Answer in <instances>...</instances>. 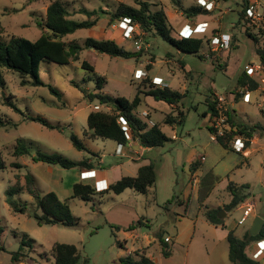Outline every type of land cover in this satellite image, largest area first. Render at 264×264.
I'll return each mask as SVG.
<instances>
[{
  "label": "rangeland",
  "instance_id": "rangeland-1",
  "mask_svg": "<svg viewBox=\"0 0 264 264\" xmlns=\"http://www.w3.org/2000/svg\"><path fill=\"white\" fill-rule=\"evenodd\" d=\"M54 1L63 2L77 21L87 19L77 13L81 7L90 10L102 7L106 11H114L122 3L136 7L134 0H0L4 39L8 41L12 36L32 41L38 39L43 34L38 22L45 18L47 8ZM144 1L153 3L156 10L165 11L175 37L188 20L201 22L196 30L197 25H189V28L193 30V36L204 39L200 52L203 59L199 58V54L177 51L161 37L143 33L129 21L110 24L108 18L103 16L95 27L78 30L69 35L67 41L83 45L89 37L111 39L126 50L140 51L139 57L112 58L95 50H84L80 59L70 65L46 61L42 63L40 76L48 86L39 87L22 86L19 74L4 68L7 87L0 88V113L11 120L12 125L0 126V154L7 167L0 172V247L4 248L0 250V264H14L12 254L21 246L23 234L34 242L32 247L26 248V257L16 264H51L49 252L55 243L75 245L81 254L80 264H84L85 260L86 264H119L120 258L135 251L147 254L156 264H232L228 257V241H220L221 236L217 235L221 232L216 231L206 219V208H211L212 203L219 205L223 200H228L220 180L230 177L237 184H249L251 200L256 202L258 212L264 213V181L260 177V173L264 172L260 164L262 154L254 153L249 157V166L235 168L241 157L210 140L207 125L211 119L202 116L206 110L205 99L211 90L224 96L229 90L227 102L235 111L236 124L264 127V113L257 106L261 98L259 93L250 92L245 97L237 98V93L243 89L237 83L238 77L249 66L259 63L256 44L246 35L245 28L257 33L262 29L259 26L261 21L257 25L250 19L249 22L239 23L242 0H204L209 3L207 7L200 0ZM177 1L180 2L178 5ZM179 5L183 8L199 5L202 12L188 18ZM219 34L235 36L238 49L224 50L213 46L210 42L213 36ZM83 61H88L97 75L106 77L104 93L133 100L137 91L141 90L144 93L141 95L143 102L137 113L143 120L142 111L147 112L154 123H160L169 113L174 112L177 116L178 111H185L182 125H162L163 132L173 141L164 147L150 149L145 158L141 155L138 160L118 153V146L112 140L90 142L84 132L88 115L95 107L84 98L81 88L87 92L93 91L96 76L82 68ZM157 78H162L163 83L158 85ZM149 80L185 94L181 105L173 108L146 96L145 92L150 89ZM49 85L59 94L51 92ZM8 101L14 103L23 114L10 107ZM100 108L108 111L106 107ZM28 115L41 116L59 125L61 130H50L29 121ZM147 123L152 125L149 121ZM71 133L102 158L97 170L109 172L110 182L116 181L119 176H136L140 166L154 162L157 171L154 187L147 195L126 190L119 195L110 193L102 200L96 197L89 203L79 199L70 200L72 214L80 219L78 227L38 225L31 216L35 204L28 194L18 195L16 199L27 201L31 204V210L26 214L15 213L6 202V190L16 183V175L22 176L23 183L24 175L33 174L42 193L55 192L61 200L71 197L73 185L78 182L77 169L33 162L32 157L37 152L59 153L75 161L87 156L98 160L87 152L75 149L69 138ZM257 135L264 142V132ZM19 140L31 145L30 154L20 159L13 156ZM202 156L206 166L213 168L212 175L220 179L207 200L191 175L194 173L192 165L199 159L190 162ZM18 162L24 168L12 167L13 163ZM116 166L120 168L113 170ZM87 181L96 182L95 179ZM169 201L172 204L168 206ZM242 215L243 209L240 207L231 211L226 217V228L237 235L249 231L255 221L254 215L240 223ZM139 221L143 225L138 226ZM131 225H136V229L127 230ZM159 234L163 240H169V257L162 253ZM260 263L264 264V257Z\"/></svg>",
  "mask_w": 264,
  "mask_h": 264
},
{
  "label": "trees",
  "instance_id": "trees-1",
  "mask_svg": "<svg viewBox=\"0 0 264 264\" xmlns=\"http://www.w3.org/2000/svg\"><path fill=\"white\" fill-rule=\"evenodd\" d=\"M135 6L127 4H119L114 11H106L102 7L99 9L90 10L86 7L78 9L77 13L87 17L86 20L77 21L72 17V12L61 1H54L47 8L44 19L38 22L43 30V34L35 41L12 36L8 41L3 37V26L0 22V88L7 87L3 71L4 68L14 71L19 74L20 83L22 86H48L44 83L40 76L42 63L48 61L59 65H70L80 59V54L84 50H95L100 54H106L112 58L131 59L140 56V51L134 52L126 50L111 39H95L89 37L81 45L76 41L68 42L67 37L74 34L78 30L91 29L97 25L103 16H106L110 24L119 21H129L130 24L138 26L139 29L146 34L152 36H159L164 41L169 43L177 51L183 54L198 55L203 59L201 50L203 48L204 39L190 36H181L178 33L177 37L173 35V29L168 21L167 15L163 9H154L155 5L144 0H134ZM180 3L177 1V5ZM251 0L241 1V11L239 12V23L249 22L247 10L250 7ZM180 9L188 18L196 17L202 12L201 6ZM246 27V35L256 44V56L258 64L264 66V29L258 30L257 33ZM210 42V41H209ZM237 39L232 35L231 45L229 50L237 48ZM238 49V48H237ZM82 68L95 74V88L91 92H87L81 88L84 98L93 105L99 106V110H91L87 118V128L85 129V136L90 140H112L119 145L126 146L130 140L138 142L143 148L154 149L164 147L167 143L173 141L164 132L162 125H182L185 121V111H178L177 116L174 112L169 113L164 117L160 123L149 125L145 120L139 117L137 110L141 106L143 99L141 90H138L134 99L129 100L122 96H113L104 93L102 90L106 84V77L99 76L95 68L88 62L81 63ZM150 83V89L145 92L146 96L152 97L157 102H163L170 107H179L185 94L173 90L169 86H158ZM239 87L244 88L249 86L253 90L257 87V81L247 73V70L242 72L237 79ZM51 92L59 94V92L49 85ZM226 95L230 94L227 90ZM215 92L210 91L205 99L206 110L202 114L204 118L218 114L216 110L217 100ZM241 94L237 93V98ZM8 105L17 112L23 114L22 111L14 104L8 101ZM100 106L108 108V111L101 110ZM229 107V105H228ZM230 107L226 111L227 121L231 126V131L227 133L224 138L219 139V143L226 149H229V141L235 135H243L246 138H252L255 132L262 135L264 127L261 125H249L246 123L236 124L234 115ZM208 118V119H209ZM27 119L32 122L41 124L50 130H61L59 125H55L41 116L28 115ZM124 122L126 124L124 125ZM12 125V121L5 119L0 113V126L6 127ZM128 131H125V128ZM211 132L212 127H207ZM128 135L130 137H128ZM70 141L75 149L84 151L93 157H97L95 153L91 152L85 143L74 133H71ZM30 146L22 141H18L15 145L13 156L20 159L23 156L30 154ZM91 156H87L80 161L70 160L59 153H43L37 152L32 157L35 163H44L51 166H60L63 169H79L91 170L99 167V161ZM203 164V161L194 162L192 171L198 170ZM15 169H22L24 165L21 163H13ZM7 169L5 161L0 154V172ZM20 175H16V183L6 190V202L10 208L17 214H26L31 210V204L27 201L16 199L18 195L28 194L33 199L35 209L31 211V216L36 220L37 224L43 225H59L68 228L78 227L80 219L72 214L69 201L72 199H79L83 202H93L94 199H104L110 193L116 195L122 194L126 190H132L137 194L147 195L154 187L157 180V171L154 162L144 165L139 168L136 176H124L120 180L112 183L106 190L98 191L95 182L81 181L73 185V194L70 198L61 200L55 192L42 193L38 187L36 177L27 173L23 176L24 182H21ZM213 177L207 174L203 178V197L206 198L209 189V179ZM206 185V186H205ZM208 186V187H207ZM227 189L231 195V201L224 207L208 210L206 212L207 220L216 226L223 223L224 219H220L218 214L220 211L231 212L238 208L242 203L250 198V185H237L229 181ZM172 201L168 202V206ZM169 208V207H168ZM186 211V210H185ZM138 226L143 225L142 222L137 223ZM136 229V225H131L127 230ZM21 246L18 251L12 254V262L14 264L21 262L25 257L26 248L32 247L33 239L29 238L27 234L22 235ZM158 240L161 243L162 253L165 257L171 254L169 240H163L162 235H158ZM264 240V224L256 236H251L247 231L242 237L235 235L233 230H229L227 241L229 243V260L232 264H260L259 261L251 258L247 252L248 246L253 242H260ZM0 250H4L0 247ZM50 258L51 264H80L81 254L75 245L55 243L51 248ZM87 260L84 261V264ZM119 264H156V262L142 251L131 252L125 257L119 259Z\"/></svg>",
  "mask_w": 264,
  "mask_h": 264
},
{
  "label": "crops",
  "instance_id": "crops-1",
  "mask_svg": "<svg viewBox=\"0 0 264 264\" xmlns=\"http://www.w3.org/2000/svg\"><path fill=\"white\" fill-rule=\"evenodd\" d=\"M199 23H201V22H199ZM198 22H196V21H192V20H188L187 21V23H185L183 26H182V28L181 29H183L184 28V26H191V27H193V26H196L197 24H199ZM180 29V30H181ZM180 30H179V32H180ZM183 31H185V30H183ZM162 79V78H161ZM163 103V102H162ZM157 107H160V108H162L161 106H157ZM141 115L145 118V120H146V122L147 121H149L152 125H153V121H152V119L149 117V115H148V113L147 112H141ZM150 118V119H149ZM206 118H209V117H206ZM149 119V120H148ZM164 119V118H163ZM162 119V120H163ZM161 120V121H162ZM208 120H210V118L208 119ZM209 123V125H207V127L209 126L210 127V122H208ZM209 130V129H208ZM210 130H209V137H210ZM257 132H255V134H254V136L252 137V141H251V143H248V151H249V153H250V155L248 156V157H244L242 154H240V153H236L233 149H232V147L231 146H229V149L230 150H232L235 154H237L238 156H240L241 157V161H240V163L238 164H235L236 166H235V168H239V167H242V166H249V162H248V159H249V157H251L254 153H261L262 154V156H263V159H262V161H261V166L263 167V169H264V142H261V140H260V138H258V136L259 135H257ZM174 137V139L176 138V136H173ZM254 137H256V138H254ZM260 137V136H259ZM90 140V139H89ZM94 141H96V140H90V142H94ZM116 143V142H115ZM218 144H220V143H218ZM116 145L118 146V148H119V146H121V145H119V144H117L116 143ZM221 145V144H220ZM222 146V145H221ZM149 150L150 149H147V148H143L138 142H136V141H134V140H130V142L126 145V146H123L122 145V147H121V152H119V150H118V152L120 153V154H122V155H125V156H130L133 160H138L140 157H141V155H143L142 157L143 158H145V156H146V154L149 152ZM201 158V160L203 161V164H202V166L198 169V170H196L193 174L191 173V175H192V178H193V180H194V184L198 187V190L199 191H201V190H203V187H204V181H203V178L204 177H206V175L207 174H211L212 175V172H213V168H211V167H207L206 166V160H205V158H204V156H202V157H200ZM200 158L198 157V158H195L193 161H191L190 162V164L192 163V162H194L195 160H197V159H199L200 160ZM102 163V158L99 156V164H101ZM100 166V165H99ZM142 166H144V165H142ZM142 166H140V167H142ZM120 168V166H116V167H114L113 168V170H118ZM98 168H96V169H91V170H86V169H83V170H79V169H77L78 171H79V174H78V176H79V178H78V182H81V181H87V180H90V179H95L96 180V182H95V185H96V188L98 189V191H103V190H106L107 188H108V186L110 185V184H112V183H115L116 181H118V180H120L122 177H124V176H119L117 179H116V181H114V182H110V180H109V172H106V173H101L100 171H98L97 170ZM50 171H51V169H50ZM138 171H139V168H138ZM138 173V172H137ZM213 176V175H212ZM260 177H261V181H264V172H261L260 173ZM220 180V179H219ZM219 180H218V177L216 178L215 177V175L213 176V177H211L210 179H209V187L207 188V189H209L208 190V192H207V196H206V198H204L205 200H207L208 198H210L211 197V195H212V192H213V190L216 188V185H217V183H219ZM229 181H232L231 180V178L230 177H227V178H224V179H221L220 180V184H223L222 185V189L224 188L225 190H226V193H227V195H228V200L227 201H222L221 203H219V205H218V203H217V205H214L213 203H212V207L211 208H206V212L208 211V210H212V209H217V208H220V207H224L226 204H228L230 201H231V195H230V193H229V191H228V189H227V186H228V183H229ZM233 182V181H232ZM235 183V182H234ZM237 184V183H236ZM237 185H243V184H237ZM206 186V185H205ZM250 190V189H249ZM205 203V202H204ZM245 203H252L253 205H254V211H253V213L250 215V216H252V215H254V218L256 219L257 217H261L263 220H264V213L263 214H260L259 212H258V207H257V204H256V202H254V201H252L251 200V196H250V198L249 199H247L244 203H242L239 207L240 208H242L243 209V206L245 205ZM244 210V209H243ZM222 211H224V210H222ZM222 211H220L219 212V214H221L222 213ZM225 212V211H224ZM230 212H225V216H224V218H222V219H224V221H223V223L221 224V225H219V226H216V225H213V224H211L208 220V222L211 224V225H213L214 226V228H215V230L217 231V230H219L221 233L220 234H218L217 235V237L219 236H221V239H220V241H224V240H226L227 241V235H228V232H229V230L226 228V217L228 216V214H229ZM207 219V218H206ZM264 224V223H263ZM262 227H263V225H262ZM262 229V228H261ZM246 233V231H243L241 234L242 235H237L236 233H235V235L236 236H238V237H242L244 234ZM260 242H263V247H264V240H262V241H260ZM258 243L259 242H253V243H251L249 246H248V249H247V252H248V254L250 255V257L251 258H253V259H255L256 261H259L260 262V260H261V258L262 257H264V251H263V253L258 257V258H254V254L259 250V247H258ZM228 246H229V243H228ZM228 254H229V248H228ZM261 264V263H260Z\"/></svg>",
  "mask_w": 264,
  "mask_h": 264
},
{
  "label": "built area",
  "instance_id": "built-area-1",
  "mask_svg": "<svg viewBox=\"0 0 264 264\" xmlns=\"http://www.w3.org/2000/svg\"><path fill=\"white\" fill-rule=\"evenodd\" d=\"M200 2H202L201 4L204 5L205 7H207L209 4L204 0H200ZM247 15L253 24L256 23L257 25V22L261 21L263 24H261L260 22L259 26L262 27V29H264V0H251L250 7L247 10ZM197 28L198 25L195 27V30ZM192 32L193 30H191L187 25L180 31V35L187 37L192 35ZM231 40L232 37L229 34H219L213 36L210 43L213 46L219 47L220 49L229 50L231 45ZM246 70L249 75H251L253 78L256 79L257 87L251 90L249 89V86H246L241 91H239V94H241L242 97H245L250 92L259 93L261 98L260 101L257 102V106L260 108L263 114L264 113V66H262L261 64H257V65L249 66ZM156 81L158 85L163 83V79L161 78H157ZM215 98L217 100L216 110L218 114L212 116L210 120L211 121L210 127L213 128V131L210 132V140L212 142L219 143V139L224 138L227 135V133L231 131V126L227 121L228 118L226 114V111L229 109V107L226 106V104L228 105L227 95L224 96V95L216 94ZM95 109L99 110V106H95ZM123 123L124 125L126 124V122L124 121ZM124 128L125 131H128L126 127ZM128 137L130 136L128 135ZM251 139L252 138H246L243 135H235L229 141L226 142L229 143V145L236 153H240L244 157H248L250 153L248 151L249 149L247 145L248 143H251L252 141ZM121 147L122 145L119 146L118 148L119 152H121ZM243 209H244L243 215L240 223H242V221H245L248 219V217H250V215L254 211V205L252 203H245ZM258 247L259 250L254 254V258H258L263 253L264 251L263 242H259Z\"/></svg>",
  "mask_w": 264,
  "mask_h": 264
},
{
  "label": "water",
  "instance_id": "water-1",
  "mask_svg": "<svg viewBox=\"0 0 264 264\" xmlns=\"http://www.w3.org/2000/svg\"><path fill=\"white\" fill-rule=\"evenodd\" d=\"M225 216V212L222 211L221 214H218V217L220 219L224 218ZM264 223V220L261 217H257L254 221V223L252 224L251 229L249 230V233L251 236H256L259 234V232L261 231L262 225Z\"/></svg>",
  "mask_w": 264,
  "mask_h": 264
}]
</instances>
